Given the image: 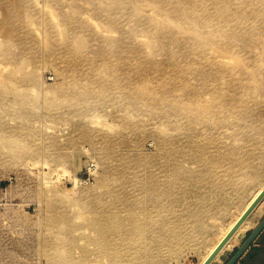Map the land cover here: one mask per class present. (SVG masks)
Wrapping results in <instances>:
<instances>
[{
	"label": "rangeland",
	"instance_id": "obj_1",
	"mask_svg": "<svg viewBox=\"0 0 264 264\" xmlns=\"http://www.w3.org/2000/svg\"><path fill=\"white\" fill-rule=\"evenodd\" d=\"M201 2L0 0V264L96 258L102 217L153 234L124 264H227L260 225L264 0Z\"/></svg>",
	"mask_w": 264,
	"mask_h": 264
},
{
	"label": "bare ground",
	"instance_id": "obj_2",
	"mask_svg": "<svg viewBox=\"0 0 264 264\" xmlns=\"http://www.w3.org/2000/svg\"><path fill=\"white\" fill-rule=\"evenodd\" d=\"M224 2H228V0H217L216 5L219 6ZM201 3L205 4V2H203V0ZM192 5L197 7L198 3L195 2ZM212 96L214 97L212 99L214 101L217 99L218 100L221 99L224 101V103L230 102V100L224 99L219 94L218 91L217 92L214 91V95H212ZM130 125H132V124H130ZM196 156H198V155H196ZM209 162H211V161H205L204 164L210 168V172H211V171H213L215 165L210 164ZM152 173H154V172H152ZM182 174L183 173H182L181 169L174 170L173 177L171 180L174 181V180L180 179L181 177H183V176H181ZM162 184H164V183H161V185ZM161 185L159 186V185H157V183H153L150 186H148L149 192L147 195L151 196V194H154V196H158V197H161L162 195H166V189L168 187L165 188V185H164V187ZM145 188H146V186H145ZM172 194H173V192H172ZM145 197H146V195H145ZM152 201H155V203L160 202L159 199H152ZM134 203H135V201H133L128 208H130V209L136 208V206H135L136 204H134ZM152 205H153V203H152ZM130 214H132V213L130 212ZM126 220H127L126 218H122L120 221L106 220L103 217H102V219H93L90 223H91V227L93 228V230L96 233V236L92 237V238L90 237L91 238L90 242H91V244H93L96 247V253H95L96 258H93L94 253L89 246L80 247L82 252L78 256L74 255L73 252H71L70 247L56 246L55 249H57V250L53 254V257L57 258L56 259L57 261H54L52 264H95L98 262V260L101 257H107L108 259L111 260L112 264H124L126 262L132 261V259L135 258L136 255L134 256V254L131 253L130 251L123 253L121 251L122 249H127V248H129V246H130L129 249H133V247L136 245V243L138 244L140 239H142V242H145L146 246L149 247V246L154 245L155 240L153 238V234L151 231L146 232L147 234L145 236L141 232L138 231L139 227H138V225L135 224V222H136L135 218H134V223L133 222L130 223V221L126 222ZM150 221L151 222L149 223V226L153 223L151 219H150ZM52 222H53V224L57 223L55 218H53ZM176 226H178V225H174L172 227H176ZM176 232L177 231H174V232L166 231V232H164V235H163L164 244H168V242L171 240V238H173L176 235ZM74 242H75V240H74ZM78 244H79V242H78ZM77 248H79V246ZM77 251H79V250H77ZM95 261H97V262H95Z\"/></svg>",
	"mask_w": 264,
	"mask_h": 264
},
{
	"label": "crops",
	"instance_id": "obj_3",
	"mask_svg": "<svg viewBox=\"0 0 264 264\" xmlns=\"http://www.w3.org/2000/svg\"><path fill=\"white\" fill-rule=\"evenodd\" d=\"M235 264H264V228Z\"/></svg>",
	"mask_w": 264,
	"mask_h": 264
},
{
	"label": "water",
	"instance_id": "obj_4",
	"mask_svg": "<svg viewBox=\"0 0 264 264\" xmlns=\"http://www.w3.org/2000/svg\"><path fill=\"white\" fill-rule=\"evenodd\" d=\"M264 228V219L260 223V225L255 229V231L252 233V235L245 241V243L242 245V247L237 251V253L230 259V261L227 264H235L236 261L239 259V257L243 254V252L246 250V248L252 243L254 238L260 233V231ZM221 246V245H220ZM220 247L213 253V255L209 258L206 264L212 260L216 254V252L219 250Z\"/></svg>",
	"mask_w": 264,
	"mask_h": 264
}]
</instances>
